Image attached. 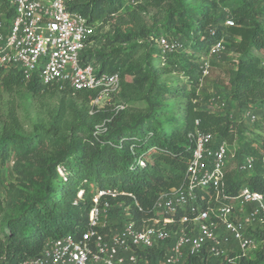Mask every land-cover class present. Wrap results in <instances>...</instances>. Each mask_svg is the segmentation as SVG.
<instances>
[{
    "label": "trees",
    "instance_id": "16d2710c",
    "mask_svg": "<svg viewBox=\"0 0 264 264\" xmlns=\"http://www.w3.org/2000/svg\"><path fill=\"white\" fill-rule=\"evenodd\" d=\"M126 1L72 0L70 9L95 24V29L98 23L112 22L111 35H94V30L81 61L92 63L97 72H117L122 93L140 92L146 112L130 120H123L122 113L113 120L105 115L107 129L98 138L93 130L103 118L91 125L88 138L51 140L10 128L0 132V167L12 162L17 179L8 186L7 208H0V264L38 256L49 239L77 238L88 227L92 198L100 189L115 191L108 199L127 206L138 224L160 192L183 182L191 156L188 134L195 128L224 139L235 150L233 160L241 155L253 158L250 173L226 169L227 194H236L242 186L264 193V112L252 122L258 138L234 144L241 121L230 119L227 109L203 108L196 88L201 60L213 43L223 39L226 50L236 55L235 68L225 82L227 100L241 111L264 102V0H141L129 8ZM149 9L162 14L150 26L142 17ZM227 15L232 26L224 24ZM11 16L8 0H0V17L8 23ZM159 36L176 37L182 47L172 53L155 52L153 44ZM93 40L102 44L89 46ZM162 57L167 66L160 71ZM167 71L184 75L193 88L161 80ZM126 76L132 79L128 82ZM0 87L9 94L25 87L31 95L51 88L74 94L84 104L96 95L93 90L43 84L36 74L26 81L20 70L2 65ZM177 98L180 101L174 102ZM139 159L143 164H138ZM255 234L260 245L250 258L228 262L204 253L188 256L181 264H264V224ZM163 253L153 248L141 255L146 264H163Z\"/></svg>",
    "mask_w": 264,
    "mask_h": 264
},
{
    "label": "built area",
    "instance_id": "2783aa9c",
    "mask_svg": "<svg viewBox=\"0 0 264 264\" xmlns=\"http://www.w3.org/2000/svg\"><path fill=\"white\" fill-rule=\"evenodd\" d=\"M71 2L8 0L12 16L8 23L0 17V66L17 68L26 81L36 74L43 84L96 91L89 101L92 113L104 99L110 100L118 92L120 77L117 72H97L92 63L81 61V52L89 44L95 24L71 10ZM138 2L127 0L126 4ZM233 23L227 15L224 24ZM210 31L215 33L214 29ZM153 45L162 53L182 47L179 39L170 36L157 37ZM224 50L223 39L211 45L199 66L200 85L210 75L212 59ZM209 103L220 109L227 105L218 94L210 95ZM119 109H123L120 103L115 106L116 111ZM242 113L251 122L257 117L250 108ZM107 121L95 125L96 138L106 131ZM188 138L191 156L183 182L160 192L148 216L140 218L138 224L128 207L119 202L115 204L123 208L125 218L119 225L107 224L104 218L115 207L108 196L114 197L116 192L100 189L93 195L86 230L77 238L49 239L38 256L17 264H146L141 253L153 248L164 251L163 264H181L188 256L204 253L228 262L252 257L260 245L255 232L264 224V193L242 186L236 194H227L226 169L235 158V150L211 131L195 128ZM236 161L237 171H252L251 156L241 155ZM138 164L143 161L139 159Z\"/></svg>",
    "mask_w": 264,
    "mask_h": 264
},
{
    "label": "rangeland",
    "instance_id": "374dc122",
    "mask_svg": "<svg viewBox=\"0 0 264 264\" xmlns=\"http://www.w3.org/2000/svg\"><path fill=\"white\" fill-rule=\"evenodd\" d=\"M140 1L141 0H139L138 3H140ZM130 6L133 5L128 4L127 8ZM142 17L145 24L150 26L152 22L160 21L162 14L159 10L149 9L142 13ZM98 24H96L94 35L112 34L113 25L111 21ZM101 44V40H93L89 46L98 48ZM154 50L155 52L158 51L156 47ZM232 54L231 50H224L218 56L214 57V59L218 57L217 59L220 61L219 64L214 68H212L214 65L211 64L210 75L202 81L201 85L197 83L196 88L201 106L214 110L215 112H223L224 110L216 105H210V95L218 94L224 97L227 104L224 109L228 110L230 119H234L238 122L241 121V131L238 133L237 139L234 142V144H238L244 140L258 138V135L251 129L252 122L249 118L243 116L242 111L231 105V102L227 100V87L225 82L229 67L223 68L221 62L226 61L232 63L231 60L234 58ZM162 59L163 57L160 58L159 61L160 64L158 69L160 71L164 70L167 66ZM131 79L132 76L125 77V80L128 82ZM161 80L167 81L168 84L173 86L183 85L187 89L193 88L182 74L170 71L163 72ZM140 96H142L140 92L136 94L134 92L123 94L121 88H119L118 92L111 96L110 100L104 99L101 105L95 108L91 113L89 104L82 103L74 94H66L49 88L46 92L41 94L31 95L26 91L25 87L9 94L0 87V132L10 128L13 131H18L23 134L37 132L51 140L57 136H65L66 138H88L91 134V125L100 121L103 117L105 118V115L112 116V120L120 113L123 114V120H130L143 115L146 112L147 104ZM180 99L181 98H177L173 101L179 102ZM118 103L123 105V109L116 111L115 106ZM250 111L255 113L256 116H261L264 112V102L257 104L255 107L251 108ZM261 133L262 131H259L258 134ZM236 162V160L229 162L227 170L236 169ZM11 164L12 162L0 167V208L4 210L7 208L6 193L8 186L12 182H17L16 174L12 170ZM119 204L122 203L119 202ZM2 215L3 211L0 210V222ZM124 218L125 213L123 208L115 204V207L104 219L107 224L116 226L119 225Z\"/></svg>",
    "mask_w": 264,
    "mask_h": 264
},
{
    "label": "crops",
    "instance_id": "0c3cea01",
    "mask_svg": "<svg viewBox=\"0 0 264 264\" xmlns=\"http://www.w3.org/2000/svg\"><path fill=\"white\" fill-rule=\"evenodd\" d=\"M233 53V52H232ZM232 55H234V58H235V54L233 53ZM218 58V57H217ZM212 59V64L214 65L212 68H214L215 66H217V64H219V60L218 59ZM234 58L232 59V58H230V59H232L231 61H232V63H228V62H226V61H222L221 63L223 64V68H225V67H229L228 69V72L231 70V69H234L235 68V65H234ZM227 80V79H226ZM208 91V90H207ZM227 94V93H226ZM231 105H233L234 106V104H233V102L231 103ZM235 107V106H234ZM251 109V108H250ZM243 116H244V114H243Z\"/></svg>",
    "mask_w": 264,
    "mask_h": 264
}]
</instances>
